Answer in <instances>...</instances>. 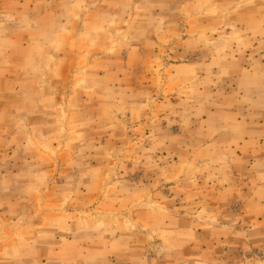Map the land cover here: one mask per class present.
<instances>
[{"label":"rangeland","instance_id":"1","mask_svg":"<svg viewBox=\"0 0 264 264\" xmlns=\"http://www.w3.org/2000/svg\"><path fill=\"white\" fill-rule=\"evenodd\" d=\"M0 264H264V0H0Z\"/></svg>","mask_w":264,"mask_h":264}]
</instances>
